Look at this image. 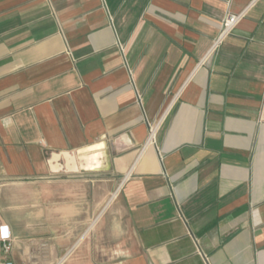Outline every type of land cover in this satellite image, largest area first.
<instances>
[{
  "label": "crops",
  "instance_id": "1",
  "mask_svg": "<svg viewBox=\"0 0 264 264\" xmlns=\"http://www.w3.org/2000/svg\"><path fill=\"white\" fill-rule=\"evenodd\" d=\"M2 224L16 264H264V0H0Z\"/></svg>",
  "mask_w": 264,
  "mask_h": 264
},
{
  "label": "built area",
  "instance_id": "2",
  "mask_svg": "<svg viewBox=\"0 0 264 264\" xmlns=\"http://www.w3.org/2000/svg\"><path fill=\"white\" fill-rule=\"evenodd\" d=\"M242 14L229 13L223 20V27L218 38L220 40L225 35L229 34L236 26ZM217 40V41H218ZM158 124H152L149 129V141L152 142L156 135ZM14 246V236L8 225L2 224L0 226V264H16L12 252ZM41 248L48 250V243L43 242ZM46 253V252H45ZM44 253V254H45Z\"/></svg>",
  "mask_w": 264,
  "mask_h": 264
},
{
  "label": "bare ground",
  "instance_id": "3",
  "mask_svg": "<svg viewBox=\"0 0 264 264\" xmlns=\"http://www.w3.org/2000/svg\"><path fill=\"white\" fill-rule=\"evenodd\" d=\"M98 147V146H97ZM100 147V146H99ZM94 149H96V148H94ZM90 150V149H89ZM103 151V150H102ZM76 158V157H75ZM81 159H84V166L85 167H87V168H91V167H95V166H97L96 165V161H97V154L96 153H89V154H86V155H84L83 156V158H81ZM77 160V159H76ZM71 161H73V165H72V167L73 168H76L77 167V164H76V162H75V159L74 158H72L71 159ZM106 161V160H105ZM69 162V161H68ZM78 163V162H77ZM83 163V162H82ZM82 163H80V164H82ZM83 166V165H82ZM81 165H80V167H82ZM96 168V167H95Z\"/></svg>",
  "mask_w": 264,
  "mask_h": 264
},
{
  "label": "water",
  "instance_id": "4",
  "mask_svg": "<svg viewBox=\"0 0 264 264\" xmlns=\"http://www.w3.org/2000/svg\"><path fill=\"white\" fill-rule=\"evenodd\" d=\"M106 160H107V163H108V168H110V165H111V157H110L109 152L106 153ZM106 168H107L106 166L99 167V169H106Z\"/></svg>",
  "mask_w": 264,
  "mask_h": 264
}]
</instances>
